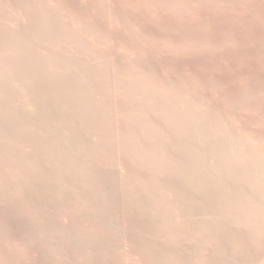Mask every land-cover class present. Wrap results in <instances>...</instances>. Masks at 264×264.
Returning <instances> with one entry per match:
<instances>
[{
	"label": "rangeland",
	"instance_id": "rangeland-1",
	"mask_svg": "<svg viewBox=\"0 0 264 264\" xmlns=\"http://www.w3.org/2000/svg\"><path fill=\"white\" fill-rule=\"evenodd\" d=\"M0 264H264V0H0Z\"/></svg>",
	"mask_w": 264,
	"mask_h": 264
}]
</instances>
